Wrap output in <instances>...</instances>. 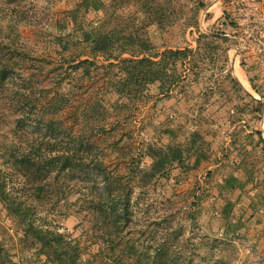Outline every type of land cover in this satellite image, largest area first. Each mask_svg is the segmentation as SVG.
<instances>
[{"label":"trees","instance_id":"1","mask_svg":"<svg viewBox=\"0 0 264 264\" xmlns=\"http://www.w3.org/2000/svg\"><path fill=\"white\" fill-rule=\"evenodd\" d=\"M73 1L56 14L51 0H0V208L20 224V244L44 264H77L72 242H80L59 229L77 217L75 229L87 227V255L97 264H230L235 247L228 238L243 225L235 215L240 199L232 195L249 199L250 218L264 211V175L254 161H264L263 130L233 131L232 155L214 161L223 170L216 197L224 202V237L213 233L195 243L184 228L197 226V191L179 229L167 214L153 229H140L154 247L142 252L128 234L141 203L173 212L179 195L164 186L182 184L212 160L220 135L209 109L231 98L225 83L237 98L229 124L263 121L264 93L248 75L260 98L246 91L230 66L239 40L225 29L239 23L224 11L223 29L201 33L200 15L211 0ZM177 26L181 46L168 47L165 35ZM150 100L153 131L139 153H125L121 139L105 148L103 136ZM167 100H175L174 119L156 122ZM31 211L52 214L56 227L30 221ZM2 254L0 248V264H14Z\"/></svg>","mask_w":264,"mask_h":264},{"label":"rangeland","instance_id":"2","mask_svg":"<svg viewBox=\"0 0 264 264\" xmlns=\"http://www.w3.org/2000/svg\"><path fill=\"white\" fill-rule=\"evenodd\" d=\"M211 1L212 3L209 5L210 8L208 11L204 13V10L200 15V32L211 34L212 32H210V29L212 30L214 27H216L217 30L223 29L220 20L224 11H229L233 15L239 23V27L235 30L225 29V31L229 36L237 35L239 44L233 45L229 52L230 66L232 68L233 64L235 75L241 81L244 88L257 98H260L251 88L247 75L254 79L264 93V0H232L230 2H223L220 0ZM73 3V0H51L50 5L53 11L58 14L60 11L72 7ZM28 32L29 30H26L27 34ZM193 32L195 37H199L200 33H197L196 30H193ZM186 39L189 40L192 48L197 47L189 31L186 33ZM182 40L179 26L173 28L165 35V44L171 48L181 46ZM242 61L246 64L245 70L240 66ZM219 77L222 78V76ZM224 86L231 98L226 99V101L217 100L209 109V115L216 121V129L220 135L218 138L219 143L216 145V151L212 157L211 163L209 162L210 165L207 164L203 166V168L200 167L199 170L191 172L182 184L174 188L171 186H164V191L168 192L169 195L172 190L179 195L176 198V207H174L173 212L166 213V209L162 210L160 204L153 205L152 203L154 202L152 200H150L149 204L142 205L141 203L139 206L136 213L137 215L131 224L132 231L128 234V238L136 242V245L142 249V252L154 247V243L152 237L148 235V232H146L145 235L141 234V232H139L140 229H153L155 219L160 221L163 215L165 216L166 214L173 220L171 226L175 229H179L181 224L184 223L182 219L184 213L192 207L191 195L194 191H197V195L200 193L199 195L202 199L199 203L197 226H195V228H189L188 224H184V228L188 230L187 233L194 235L195 243L201 242V239L213 233L219 234L217 237H224L221 232L222 221L220 218V209L224 205V202L216 197V187L221 182L223 170H221L220 166L214 167L217 165L214 161L223 159L225 155H229V157L232 155L231 133L233 131L248 133L258 129L264 132V119L257 124L247 117L242 120V122H237L234 125L229 124L227 114L229 111L234 110L237 104V98L233 96L227 83H225ZM174 101L167 100L159 104L160 107L157 110L158 116H156V122L166 119L167 116L170 120L174 119L173 112L170 108L171 103ZM151 102L152 100L138 102L133 107L131 115L127 119L122 120V123L115 133L111 131L112 133L110 132L103 136L104 141L102 145L106 148L114 139H121L124 152L130 155H137L143 148L145 139L152 135L153 129L150 122L152 121L151 119L154 113L152 111L154 104ZM254 161L257 171L263 176V158H256ZM198 188H202V191H198ZM260 190H263V188L261 187ZM232 197L235 201L238 198L240 199H238L239 202L237 203L235 215L237 218L241 217L243 225L236 234L228 238L233 247H235V250L229 255L231 259L230 264H264V211L259 214V216L250 218L251 212L248 210V204L250 203L249 199L245 195H241L239 191H236ZM147 208H151L149 216L145 213ZM27 218L32 222L39 221L52 228L56 227L53 222L52 214L31 211L28 212ZM79 221L80 218L77 217L66 218L59 229L65 234L72 233L73 238H76L73 239V241L78 240L80 242V244H77V241L72 242L77 264H97V260L93 257L89 258L87 255L88 252L86 247L89 245L85 232L87 231V227L83 226L80 229H75ZM21 233L20 224H16L15 221L7 217L0 208V248L2 249L3 257L8 255L14 264H44L42 260L38 259L35 250L24 249L22 247L18 236ZM120 235H127L125 229H123Z\"/></svg>","mask_w":264,"mask_h":264},{"label":"crops","instance_id":"3","mask_svg":"<svg viewBox=\"0 0 264 264\" xmlns=\"http://www.w3.org/2000/svg\"><path fill=\"white\" fill-rule=\"evenodd\" d=\"M196 43V42H195ZM195 43H194V46H195ZM193 46V45H192ZM245 89V88H244ZM246 91H248L247 89H245ZM249 93H251L250 91H248ZM252 94V93H251ZM255 96V95H254ZM257 98V97H256ZM152 104H154V100H152V102H151ZM151 104V105H152ZM210 163H211V161H210ZM210 165L209 164V162L208 163H204L201 167L203 168V166H206V165ZM214 167H219V164L218 165H215ZM211 168V167H210Z\"/></svg>","mask_w":264,"mask_h":264},{"label":"water","instance_id":"4","mask_svg":"<svg viewBox=\"0 0 264 264\" xmlns=\"http://www.w3.org/2000/svg\"><path fill=\"white\" fill-rule=\"evenodd\" d=\"M210 8V6L204 11V13L206 12V11H208V9ZM203 13V14H204ZM232 69H233V75H234V77L239 81V83L243 86V84L241 83V81L238 79V77L235 75V72H234V68H233V64H232ZM244 87V86H243ZM256 97V96H255Z\"/></svg>","mask_w":264,"mask_h":264},{"label":"built area","instance_id":"5","mask_svg":"<svg viewBox=\"0 0 264 264\" xmlns=\"http://www.w3.org/2000/svg\"><path fill=\"white\" fill-rule=\"evenodd\" d=\"M171 93H173V91H172ZM175 94H176V93H175Z\"/></svg>","mask_w":264,"mask_h":264}]
</instances>
